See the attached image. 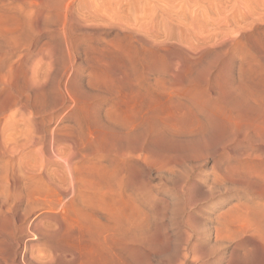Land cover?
I'll use <instances>...</instances> for the list:
<instances>
[{
	"label": "rangeland",
	"instance_id": "1",
	"mask_svg": "<svg viewBox=\"0 0 264 264\" xmlns=\"http://www.w3.org/2000/svg\"><path fill=\"white\" fill-rule=\"evenodd\" d=\"M43 1L0 0V262L264 264V0Z\"/></svg>",
	"mask_w": 264,
	"mask_h": 264
},
{
	"label": "bare ground",
	"instance_id": "2",
	"mask_svg": "<svg viewBox=\"0 0 264 264\" xmlns=\"http://www.w3.org/2000/svg\"><path fill=\"white\" fill-rule=\"evenodd\" d=\"M41 1H42V0H40V2H41ZM47 1H48V0H47ZM47 1L44 0V1H43V5H45V3H46ZM52 1H53V0H51L50 2L48 1V2L51 4ZM44 2H45V3H44ZM48 2H47V3H48ZM35 3H36V2H35ZM54 3H55V1H54ZM54 3H53V4H54ZM56 3H57V2H56ZM56 3L54 4V5H55L54 8H58V5H60V4H57V5H56ZM41 4H42V3H41ZM50 4L47 5V7L49 6V8H50V7H51ZM53 4H52V6H54ZM41 6H42V5H41ZM59 7H61V6H59ZM41 8H44V9H45L46 6H42ZM61 8H62V7H61ZM65 8H66V7H65ZM50 9H51V8H50ZM50 9L47 8V10H50ZM62 9H63V8H62ZM40 10L43 11V9H40ZM51 10H52V9H51ZM64 10H65V9H64ZM66 10H67V8H66ZM66 10H65V11H66ZM42 11H40V12H42ZM45 11H46V9H45ZM68 11H69V10H68ZM68 11H67V13H68ZM38 12H39V11H38ZM48 12H49V11H48ZM60 12H61V11H60ZM46 13H47V12H46ZM46 13H45V14H46ZM67 13L65 12L64 14L66 15ZM40 14H41V13H40ZM62 15H63V13H62ZM68 15H69V14H68ZM63 16H64V15H63ZM63 16H62V19H63ZM64 19H65V18H64ZM64 19H63V20H64ZM67 19H68V17H67ZM63 20H62V21H63ZM69 21H70V19H69ZM66 24H67V23H66ZM66 24H65V27H66ZM67 26H68V25H67ZM69 27H70V26H69ZM71 27H72V26H71ZM71 27H70V28H71ZM72 30H73V29H72ZM72 30H70V32H71ZM60 31H61V29H60ZM65 31H66V30H65ZM2 32H3V31H2ZM67 32L69 33V29H68ZM67 32H65V33H67ZM65 33H64V35H65ZM68 33H67V34H68ZM58 34H59V33H58ZM67 34H66V35H67ZM72 34H73V33H72ZM61 35H62V34L57 35V36L59 37V36H61ZM70 35H71V34H70ZM68 36H69V35H68ZM73 36H74V35H73ZM77 36H78V35H77ZM77 36L75 35V37H77ZM62 37H63V35H62ZM62 37H60L62 40L65 39V37H66L67 39H69L67 36H65L64 38H62ZM70 37L73 39L72 36H70ZM83 38H85V37H83ZM83 38H82V39H83ZM72 39H71V41H70V39H69L68 41L65 39V40H66V43L69 42V41H70V42L73 41V42L71 43V44H73V43H74V40L77 39V38H74V40H72ZM85 40H86V39H85ZM59 41H60V40H59ZM63 41H64V40H63ZM78 41H80V40H77V42H78ZM82 41H83V40H82ZM35 42H36V41H35ZM70 42H69L68 44H70ZM77 42H76V43H77ZM9 43H10V42H9ZM16 43H17V42H16ZM30 43H31V42H30ZM33 43H34V41H33ZM17 44H19V43H17ZM31 44H32V43H31ZM49 44H50V43H49ZM49 44H48V45H49ZM60 44H61V42H60ZM78 44H79V43H78ZM11 45H12V43L9 44L10 48H11ZM20 45H21V44H20ZM35 45H37V44H35ZM42 45H43V44H42ZM45 45H47V44H45ZM63 45H64V43H63ZM63 45H60V46L63 48ZM65 45H66V44H65ZM74 45H75V43H74ZM80 45H81V44H80ZM12 46H13V45H12ZM15 46H16V45H14L13 47H15ZM32 46H33V45H32ZM66 46H67V45H66ZM13 47H12V49H13ZM21 47H22V46H21ZM34 47H35V46H34ZM61 47H60V48H61ZM68 47H69V46H68ZM8 48H9V47H8ZM19 48H20V46H19ZM22 48H23V47H22ZM28 48H29V47H26L25 50H28ZM35 48H36V47H35ZM43 48H44V47H43ZM43 48H42V50H43ZM65 48H66V47H65ZM65 48H64V49H65ZM74 48H75V47H74ZM14 49H15L16 51L18 50L16 47H15ZM23 49H24V48H23ZM29 49H30V48H29ZM31 49H32V48H31ZM36 49H39V48H36ZM64 49H60V50H61L60 53L65 52ZM67 49H68V48H67ZM67 49H66V50H67ZM69 49H70V47H69ZM69 49H68L67 54L65 53L66 55H68V53H69ZM72 49H73V48H72ZM72 49H71V51H72ZM78 49H80V48H78ZM78 49H77V50H78ZM15 50H14V51H15ZM62 50H64V51H62ZM73 50H74V49H73ZM77 50H75V51H77ZM18 51H19V50H18ZM36 51H38V50H36ZM39 51H40V50H39ZM71 51H70V52H71ZM78 51H79V50H78ZM19 52H20V51H19ZM19 52H18V53H19ZM24 52H25V51H24ZM26 52H27V51H26ZM26 52H25V53H26ZM40 52H41V51H40ZM73 52H74V51H73ZM9 53H11V52H9ZM31 53H32V52H31ZM36 53H37V52H36ZM74 53H75V52H74ZM74 53H73V54H74ZM20 54H21V52H20ZM20 54H19V55H20ZM26 54H27V53H26ZM38 54H39V52H38ZM71 54H72V53H71ZM71 54H70V55H71ZM73 54H72V56L74 57ZM77 54H78V52H77ZM11 55H12V54H11ZM23 55H24V54H23ZM59 55H60V54H58V56H59ZM38 56H39V55H38ZM62 56H63V57H66V56H64L63 54H62ZM75 56H76V55H75ZM22 57H24V56H22ZM60 57H61V55H60ZM60 57H59V58H60ZM67 57H68V59H69L71 56H70V57L67 56ZM73 57H72V58H73ZM20 59H21V58H20ZM20 59H19V60H20ZM54 59H55V58H54ZM63 59H64V58H62V63H61V62H59V63L63 64V61H64ZM68 59L65 58V60H68ZM56 60H57V59H56ZM70 60H71V59H70ZM70 60L68 61V63L71 62V61L73 62V60H71V61H70ZM79 61H80V60H79ZM79 61H78V62H79ZM17 62H18V60H17ZM78 62H77V63H78ZM15 63H16V62H15ZM64 63H65V62H64ZM68 63H67V64H68ZM61 64H60V65H61ZM60 65H59V66H60ZM64 65H65V64H64ZM74 65H75V64H74ZM76 65H79V63L76 64ZM80 65H81V64H80ZM61 66H62V65H61ZM65 67H67V69L69 70V67H68L67 65H66ZM74 67H75V66H74ZM80 67H81V66H80ZM76 69L80 70L79 67L76 68ZM80 71H81V70H80ZM8 73H9V72H8ZM77 73H78V72H77ZM80 74H81V73H80ZM6 75H7V74H5V76H6ZM12 75H13V73L11 74V76H12ZM78 75H79V74H78ZM78 75H77L76 77H78ZM69 76H70V74H69ZM7 77H8V79L10 78L8 75H7ZM7 77H6V79H7ZM4 78H5V77H4ZM223 79H224V77H223ZM223 79H222V82L224 81ZM228 80H229V79H228ZM228 80H227L226 82H228ZM219 81H220V80H219ZM67 82H68V81H67ZM222 82H221V83H222ZM224 82H225V81H224ZM226 82H225V84H228V83H226ZM229 82H230V81H229ZM65 83H66V82H65ZM232 83H233V82H232ZM218 84H220V83H218ZM229 84H230V83H229ZM233 84H234V83H233ZM233 84H231V86H230L231 90H234V88H233L234 86H232ZM221 85H222V84H221ZM221 85H220V86H221ZM220 86H219V87H220ZM222 86H223V85H222ZM224 86H225V85H224ZM224 86H223V89L226 90V89H225L226 86H225V87H224ZM66 87H67V86H66ZM226 88H228V85H227ZM230 88H229V89H230ZM229 89H227L226 91H228ZM235 89H236V88H235ZM236 90H237V89H236ZM57 91H58V89H57ZM226 91H224L225 94H226ZM237 91H238V90H237ZM58 92H59V91H58ZM221 92H222V91H221ZM229 92H231V91L229 90ZM233 93H235V92L232 91L231 95H232ZM238 93L240 94V92H238ZM222 94H223V93H222ZM225 94H223V95H225ZM229 94H230V93H229ZM229 94H228V96H227V94H226L225 96H226V98L229 99V104H230V105L232 104V106H233V103H234V102H235L236 104H237V102H240L239 99L242 97L241 94H240V98L238 99V97H236V93H235V97H236V99H238V100H236V101L231 100L232 102L234 101L233 103H231V101H230V99H233V98H231V97L229 98V96H231V95H229ZM205 95L207 96L208 94H205ZM209 95H210V94H209ZM225 96H224V97H225ZM224 97L221 98V101L223 100ZM233 97H234V95H233ZM198 98H200V97H198ZM201 98H202V97H201ZM201 98H200V100H201ZM206 98H208V96H207ZM242 99H243V98H242ZM242 99H240V100H242ZM244 99H246V97H244ZM244 99H243V100H244ZM64 100H65V99H64ZM202 100L205 101V99H202ZM202 100H201V101H202ZM209 100H210V99H209ZM209 100H208V102H209ZM243 100H242V101H243ZM246 100H247V99H246ZM198 101H199V100H198ZM203 101H202V102H203ZM206 101H207V100H206ZM206 101H205V102H206ZM219 101H220V100H219ZM224 101H226L225 103H227L226 105H228V100L225 99ZM244 101H245V100H244ZM250 101H251V100H250ZM252 101H253V99H252ZM199 102H200V101H199ZM202 102L199 103L201 106L198 105V108H199V107H200V108L203 107L204 103H202ZM214 102H215V101H214ZM246 102H247V101H246ZM210 103H211V102H210ZM210 103H208V104H210ZM218 103H219V102H218ZM218 103H216V104H218ZM225 103H222V104H221V102H220V104H221L222 106H223V104H225ZM235 103H234V105H235ZM240 103H241V102H240ZM240 103H239L238 106H240ZM247 103H250V102H247ZM245 104H246V103H245ZM245 104H241V105H242V108H243V105H245ZM205 105H207V104L205 103ZM205 105H204V106H205ZM213 105H215V104H212V107H213ZM218 105H219V104H218ZM207 106L209 107L210 105H207ZM238 106H237V107H238ZM245 106H247V104H246ZM249 106H251V105H249ZM212 107H211V108H212ZM215 107H218V106H215ZM223 107H224V106H223ZM225 107H226V106H225ZM228 107H229V106H228ZM233 107H234V106H233ZM233 107H231V109H233ZM240 107H241V106H240ZM240 107H239V108H240ZM68 108H69V107H68ZM218 108H221V107H218ZM229 108H230V107H229ZM235 108H236V107H234V110H235ZM239 108H238L237 110H239ZM242 108H241V109H242ZM246 108H247V107H246ZM248 108H250V107H248ZM248 108H247V109H248ZM207 109H208V108H207ZM212 109H214V108H212ZM212 109H210V110L208 109L210 114L212 113V112H210ZM216 109H217V108H216ZM241 109H240V110H241ZM208 110H207V112H208ZM214 110H215V109H214ZM217 110H219V109H217ZM224 110H225V109H224ZM224 110H222V111H224ZM234 110H233V111H234ZM252 110H253V109H252ZM252 110H251V111H252ZM255 110H256V109H255ZM204 111H205V109H204ZM212 111H213V110H212ZM215 111H216V110H215ZM215 111H213V112H215ZM226 111H227V110H226ZM229 111H230V110H229ZM233 111H232V113L234 114ZM241 111H242V110H241ZM241 111H240V112H241ZM244 111L246 112V109H245V108H244ZM248 111H249V109H248ZM253 111H254V110H253ZM227 112H228V111H227ZM230 112H231V111H230ZM240 112H239V113H240ZM205 113H206V112H205ZM217 113L219 114V111H218ZM222 113H223V112H222ZM222 113H220V116H221V115L224 116L225 113H224V114H222ZM248 113H250V112H248ZM252 113H253V112H251L250 115H252ZM210 114H209V115H210ZM214 114H215V113H214ZM214 114H212V115H214ZM237 114H238V112H237ZM237 114H236V116H237ZM240 114H242V113H240ZM256 114H257V113H256ZM46 115H47V114H46ZM50 115H52V114H50ZM206 115H208V113H206ZM212 115L208 117V118L211 117V120H212ZM225 115H226V114H225ZM228 115H229V114H228ZM234 115H235V114H234ZM47 116H49V115H47ZM52 116H55V115H52ZM229 116H230V115H229ZM229 116H228V119H230ZM231 116H233V115H231ZM245 116H246V115H244V116H242V117H245ZM252 116H253V115H252ZM259 116H260V114H259ZM262 116H264V115H262ZM56 117H57V116H56ZM215 117H216V115H215ZM215 117L213 116V119H214L215 121H212V122H215V123H216L218 117H216V119H215ZM225 117H226V116H225ZM225 117H222V118H224V119L227 120V117H226V118H225ZM240 117H241V115H240ZM240 117H239V118H240ZM242 117L240 118V120L243 119ZM253 117H254V116H253ZM253 117H252V118H253ZM256 117H257V116H256ZM219 118H220V117H219ZM236 118H237V117H236ZM236 118H233V119L236 120ZM246 118H247V116H246ZM252 118H251V119H252ZM254 118H255V117H254ZM46 119H47V118H46ZM220 119H221V118H220ZM224 119H222V120H224ZM249 119H250V118H249ZM256 119H257V118H256ZM258 119H260V118H258ZM48 120H49V119H48ZM52 120H53V118H52ZM208 120H209V119H208ZM211 120H210V121H211ZM222 120H221V121H222ZM237 120H239V119H237ZM245 120H246V119H245ZM247 120H248V119H247ZM194 121H195V120H194ZM230 121H232V120L230 119ZM230 121H227V122H230ZM241 121H242V120H241ZM243 121H244V120H243ZM251 121H252V120H251ZM41 122H42V121H41ZM52 122H53V121H52ZM222 122H224V121H222ZM236 122H237V121H235V123H236ZM215 123H214V125H215ZM219 123H221V122L218 121V124H219ZM230 123L232 124V123H234V122H230ZM235 123H234V124H235ZM238 123H239V122H238ZM258 123H259V122H258ZM216 124H217V123H216ZM218 124L216 125V128H217V126H219ZM224 124H225V126H226L228 123H224ZM224 124H221L222 126H221V125H220V126H221V127H224ZM234 124H233V125H234ZM236 124H237V123H236ZM211 125H212V124H210V126H211ZM239 125H240V123H239ZM244 125H246V124H244ZM244 125L241 123V126H244ZM254 125H255V124H254ZM220 126H219V127H220ZM255 126H256V125H255ZM255 126H254V127H255ZM257 126H258V125H257ZM257 126H256V127H257ZM212 127H213V125H212ZM212 127H211V128H212ZM219 127H218V128H219ZM230 127H231V126H230ZM238 127H239V126H238ZM232 128L234 129V127H231L230 129H232ZM241 128H242V127H241ZM243 128H245V127H243ZM247 128H248V126L246 127V129H247ZM250 128H252V129H247V131L249 130L248 132H250V130H254L253 127L250 126ZM212 129H215V126H214V128H212ZM236 129H237V128H236V126H235V130H236ZM246 129H245V130H246ZM215 130H217V129H215ZM222 130H224V129L222 128ZM235 130H234V131H235ZM239 130H240V129H239ZM239 130L237 129V131H239ZM245 130H244V133H245V132L248 133V132L245 131ZM220 131H221V128H220ZM237 131H236V132H237ZM217 132H218V131H217ZM231 132H232V130L230 131V134H232V135H231V137H230V136H229V137L232 139V136H233V138L235 137V136L233 135V133L236 134V132H233V133H231ZM242 132H243V129L241 130L240 133H242ZM251 132H252V131H251ZM251 132H250V133H251ZM237 133H239V132H237ZM240 133H239V134H240ZM244 133H243V134H244ZM246 133H245V134H246ZM250 133H249L248 135L251 137L252 135H250ZM253 133H254V132H253ZM230 134H229V135H230ZM239 134H238V135H239ZM245 134H244V137H247L248 135L245 136ZM242 136H243V135H242ZM249 136H248V137H249ZM258 137H259V136H258ZM235 138H236V137H235ZM254 138H255V137H254ZM231 139H230V141L233 140V139H232V140H231ZM244 139H245V138H244ZM244 139H243V140H244ZM235 140H237V139H235ZM235 140H234V141H235ZM239 140H240V139H239ZM250 140H251V139H250ZM246 141H247V140H246ZM232 142H233V141H232ZM235 142H237V141H235ZM250 142H251V141H250ZM250 142H249V143H250ZM253 142H254V140H253ZM251 144H252V143H251ZM226 145H227V144H226ZM226 145H225V146H226ZM225 146H224V147H225ZM252 146H253V145H252ZM251 148H252V147H251ZM1 149H2V148H1ZM1 149H0V153H1V152H2V153L5 152V151H1ZM4 149H5V148H4ZM9 149H10V148H9ZM248 149H249V148H248ZM2 150H3V149H2ZM5 150H8V148L6 147ZM249 150H250V149H249ZM251 150H253V149H251ZM251 150H250V151H251ZM6 153H7V151H6ZM6 153H5V155L8 154V153H7V154H6ZM1 155H3V154H1ZM248 155H249V153H248ZM248 155H247V156H248ZM245 156H246V155H245ZM252 156H253V155H252ZM252 156H251V157H252ZM249 157H250V156H249ZM117 158H118V157H117ZM7 159H8V158H7ZM7 159H6L7 163H9L10 161H13V160L8 161L10 158H9L8 160H7ZM3 160H5V159L3 158ZM247 160H248V159H247ZM247 160H245V161H247ZM6 161H4V162L6 163ZM243 161H244V160H243ZM243 161H242V162H243ZM116 162H118V161H116ZM12 163L14 164V162H12ZM247 163H249V162H247ZM6 165H7V164H6ZM116 165H117V164H115V161H114V166H116ZM261 165H262V164H261ZM263 165H264V164H263ZM9 166H10V165H8V167H9ZM69 166H71V165H69ZM247 166H248L249 169H250V163H249V165H247ZM11 167H13L12 164H11ZM14 167H15V166H14ZM68 168H69V167H68ZM252 168H254V167H252ZM70 169H71V167H70ZM241 169H242V168H241ZM241 169H240V170H241ZM247 169H248V168H247ZM249 169H248V170H249ZM8 170H10V169L8 168ZM11 170H12V168H11ZM13 170H14V169H13ZM232 170H233V169H232ZM6 171H7V170H6ZM251 171H252V170H251ZM233 172H235V171L233 170ZM7 173H8V171H7ZM11 173H12V172H11ZM69 173H70V171H69ZM69 173H68V174H69ZM71 173H72V169H71ZM237 173H239V172H237ZM237 173H236V175H237ZM14 174H15V173H14ZM17 174H18V173H17ZM17 174H16V175H17ZM12 175H13V174H12ZM70 175H71V174H69V176H70ZM71 176H73V175H71ZM8 177H9V176H8ZM12 178H14V176H13ZM17 178H18V177H17ZM70 178H71V177H70ZM14 179H15V178H14ZM19 179H20V178H19ZM19 179H18V180H19ZM249 179H250V178H249ZM9 180H10V179H9ZM13 181H14V180H13ZM71 181H72V180H71ZM71 181H70V182H71ZM248 181H249V180H248ZM244 182H245V181H244ZM15 183H16V182H15ZM253 183H254V182H253ZM18 187H19V186H18ZM263 192H264V191H263ZM6 193H7V192H6ZM263 195H264V194H263ZM2 197H3V196H2ZM18 198H19V197H17V199H18ZM17 199H15V200H17ZM19 199H20V198H19ZM6 200H7V199H6ZM9 201H10V200H9ZM17 201H18V200H17ZM4 202H5V200H4ZM20 202H21V201H20ZM0 203H3V201L0 202ZM10 203H11L10 206H13V205L15 204V202H13L14 204H13L12 202H10ZM16 203H17V202H16ZM4 204H5V203H4ZM7 204H8V202H7ZM12 204H13V205H12ZM2 205H3V204H2ZM2 205H1V206H2ZM1 206H0V207H1ZM4 206H5V205H3V207H4ZM7 206H8V205H6V207H7ZM243 206H244V205H243ZM243 206H242L241 209H243ZM246 206H247V205H246ZM246 206H245V208H246ZM13 207H14V206H13ZM16 207H17V206H16ZM19 207H20V206H19ZM19 207H18V209H19ZM239 207H241V206H239ZM1 208H2V207H1ZM251 208H252V207H251ZM256 208H257V207H256ZM258 208H259V209H256V210H261V209H260V206H259ZM8 209H10L9 206H8ZM8 209H6V210H8ZM12 209H13V208H12ZM14 209H15V208H14ZM247 209L249 210L248 207H247L246 209H243V210H247ZM252 209H253V208H252ZM1 210H3V208H2ZM4 210H5V209H4ZM15 210H16V209H15ZM243 210H242V211H243ZM248 210H247V211H248ZM256 210H255V211H256ZM16 211H17V210H16ZM52 211H54V210H52ZM8 212L10 213V211H8ZM20 212H21V211H20ZM263 212H264V211H263ZM263 212H262V213H263ZM1 213H2V212H1ZM14 213H15V211H14ZM23 213H24V215L26 216L27 213H26V212H23ZM25 213H26V214H25ZM51 213H52V212H51ZM259 213H261V212H259ZM2 214H4V212H3ZM2 214H0V215L3 216V218H4V217H5V219L8 218V217L5 216V214H4V215H2ZM17 214H19V210H18V213H17ZM54 214H55V213H54ZM6 215H7V214H6ZM10 215H12V213H11ZM14 215H15V214H14ZM20 215H21V214H20ZM27 215H28V214H27ZM50 215H51V214H50ZM262 215L264 216V214H262ZM1 216H0V217H1ZM7 216H9V215H7ZM12 216H13V215H12ZM16 216H17V215H16ZM25 216H23V217L25 218ZM29 216H30V215H29ZM260 216H261V215H260ZM21 217H22V216H21ZM49 217L52 218V216H49ZM9 218H10V216H9ZM14 218H15V217H14ZM18 218H19V216L17 217V219H18ZM37 218H38V217H37ZM262 218H263V217H262ZM17 219H16V220H17ZM19 219H20V218H19ZM21 219H22V218H21ZM21 219H20V222H21ZM26 219H27V218H26ZM26 219H25V220H26ZM32 219H33V218H32ZM52 219H53V218H52ZM10 220H11V218H10ZM10 220H9V223L11 222ZM13 220H14V219H13ZM30 220H31V219H30ZM262 220H263V219H262ZM17 221H19V220H17ZM32 221H33V220H32ZM39 221H40V220H39ZM39 221H38V222H39ZM55 221H56V220H54V222H55ZM12 222H13V221H12ZM24 222H27V221H24ZM262 222H264V221H262ZM1 223H3V220H2ZM1 223H0V226H2ZM5 223L8 224L7 222H4V224H5ZM29 223H30V222H29ZM57 223H58V221H57ZM4 224H3V225H4ZM13 224H15V223H13ZM21 224H23V222H22ZM26 224H27V223H26ZM33 224L37 225L38 223H37V224H36V223H33ZM8 225H9V224H8ZM15 225H17V224H15ZM29 225H30V224L25 225V226L22 225L21 227L18 226V228L20 227V228L18 229V232H17V235H18V236H17V237H18L17 240H18V241L15 242L16 245H13V246H16L15 249H14V250H15V251H14V254L11 252V255L13 254L14 257L11 258V259H12L11 262H9V261H10V258H8L9 261H8V260H7V261H8L9 263L5 261V262H3V263L0 262V264H53V263H54V262H51V261H53V260L55 259L56 256H54L55 253H54V252L52 253V250H51V253L48 251V252H49L48 254H50V255H46V254H45L46 252H45V253H44L45 256H42V259H44L46 263H40V261L42 262V260H39V259H38V258H40V257H38V258L36 259V257L34 256V254H33V250H34L33 246H36V245H33V243H32L33 241H31V239L29 238V236H36V235L39 233L40 230L38 229V230H39V231H38V230L34 229V228H35V227H34L35 225L33 226L34 228H33L32 226H29ZM42 225H43V224H42ZM61 225H62V224H61ZM59 226H60V225H59ZM59 226H58V228H59ZM5 227H6V226H5ZM7 227H8V226H7ZM9 227H10V225H9ZM14 227H15V226H14ZM30 227H32V228L34 229L33 232H32V229H30ZM40 227H41V226H40ZM42 227H43V226H42ZM1 228H2V227H1ZM1 228H0V230H1ZM36 228H37V227H36ZM50 228H51V227H50ZM58 228H56L57 230L55 229L57 232H58ZM2 229H3V228H2ZM13 229H14V231L17 230V229H15V228H13ZM48 229H49V227H48ZM48 229H47V230H48ZM51 229H52V228H51ZM53 229H54V228H53ZM59 229H61V228H59ZM65 229H66V228H64V230H65ZM5 230H6V232H7V231L10 230V228H9V229L7 228V229H5ZM5 230L3 229V232H5ZM44 230H45V229H44ZM47 230H45L44 234H47L48 236H49V235H52V234H50L49 231H48L49 233L46 232ZM49 230H50V229H49ZM55 230H53V231H54V234H55ZM10 231H11V232H10ZM10 231L8 232V233H9V236H10V233H12L13 230H10ZM37 231H38V232H37ZM53 231H51V233H53ZM6 232H5V234H6ZM41 232H42V234H41ZM63 233H64V231H63ZM66 233H69V232H68V229H67ZM0 234H1V235H4V234H2V233H0ZM12 234H13V233H12ZM39 234L42 235V238H43V236H45V235L43 234L42 228H41V231H40ZM59 234H60V232H59ZM59 234H58V238H57V239H60V237L63 236L62 233H61V236H60ZM64 234H65V233H64ZM6 235H7V234H6ZM15 235H16V234H14V236L12 235L13 238H15ZM40 235H39V236H40ZM47 235H46V236H47ZM7 236H8V235H7ZM46 236H45V237H46ZM48 236H47V238H51V237L54 238L55 235H54V236H50V237H48ZM56 236H57V235H56ZM56 236H55V238H56ZM65 236H66V235H65ZM0 237H1V236H0ZM10 237H11V236H10ZM10 237H8V238L10 239ZM4 238L6 239V236H4ZM4 238L1 237L0 239H4ZM13 238H12V239H13ZM36 238H37V237H36ZM55 238H54V239H55ZM65 238H66V237H65ZM65 238H64V239H65ZM9 239H7V240H9ZM38 239H41V238H38ZM45 239H46V238H45ZM57 239H56V240H57ZM67 239H68V238H67ZM7 240H6V242H8ZM50 240H51V239H50ZM10 241H12V240H10ZM40 241H41V240H40ZM61 241H62V240H61ZM61 241H60V242H61ZM47 242H48V241H47ZM57 242H59V241H57ZM60 242H59V243H60ZM67 242H68V241H67ZM69 242H70V241H69ZM3 243H4V242H3ZM11 243H12V242H11ZM41 243H43V242L41 241ZM48 243H51V242H48ZM5 244H6V243H5ZM35 244H36V243H35ZM37 244H40V243L37 242ZM43 244H44V243H43ZM56 244H57V243H56ZM63 244H64V242H63ZM68 244H70V243H68ZM68 244H67V245H68ZM44 245H45V244H44ZM44 245H42L43 248L46 247V245H45V246H44ZM60 245H61V244H60ZM13 246H12V247H13ZM51 246H52V243H51ZM53 246H54V244H53ZM61 246H62V245H61ZM64 246H65V244H64ZM0 247H2V246H0ZM6 247H8V246H6ZM37 247H39V246H37ZM37 247H36V248H37ZM47 247H49V244L47 245ZM71 247H72V246H71ZM2 248H3V247H2ZM43 248H42V249H43ZM49 248H51V247H49ZM0 249H1V248H0ZM37 249H38V248H37ZM51 249H52V248H51ZM57 249H58V248H57ZM60 249H61V248H60ZM64 249H66V248H64ZM3 250L5 251V249H1L0 251H2L3 254L6 255V253H5ZM35 250H36V249H35ZM45 250H46V249H45ZM53 250H55V249H53ZM7 251H11V250H7ZM37 251H38V252L35 251V252H36L35 255L37 254L38 256H41L42 253L44 252V249L42 250V253H41V254H40V252H39L40 249L37 250ZM57 251H59V249H58ZM67 251L69 252V250H67ZM62 252H64V250H62ZM62 252H61V253H62ZM68 252L66 253L67 256H64V257L67 258V257L69 256V254L72 253V252L70 251L71 253L68 254ZM56 253H58V252H56ZM8 254H9V253H7V255H8ZM44 254H43V255H44ZM63 254H64V253H63ZM63 254H62V256H63ZM0 255H1V254H0ZM5 255H2V257H3V256H4V258L8 257V256H5ZM13 255H12V256H13ZM70 256H71V255H70ZM70 256H69V257H70ZM72 256H73V255H72ZM198 256H199V255H198ZM203 256H204V255H203ZM203 256H199V257L202 258ZM10 257H11V256H10ZM43 257H44V258H43ZM69 257H68V258H69ZM79 257H80V256H79ZM70 258H71V257H70ZM76 258H77V257H76ZM76 258H75V259H76ZM1 259L3 260V258H1ZM47 259H48V260H47ZM49 259H50V260H49ZM73 259H74V258H73ZM79 259H80V258H79ZM198 259H199V258H198ZM203 259H204V258H203ZM4 260H5V259H4ZM4 260H3V261H4ZM36 260H39V262L36 261ZM60 260H61V262L63 261L62 258H61ZM64 260H65V259H64ZM67 260H68V261H72V259H70V260L67 259ZM67 260H66V262H67ZM54 261H55V260H54ZM81 261H82V260H81ZM55 263H58V261L55 262ZM64 263H65V262H64ZM80 263H81V262H80ZM82 263H83V261H82ZM59 264H60V262H59ZM65 264H67V263H65ZM68 264H69V262H68ZM70 264H72V263L70 262ZM73 264H74V263H73ZM78 264H79V263H78ZM83 264H84V263H83Z\"/></svg>",
	"mask_w": 264,
	"mask_h": 264
}]
</instances>
